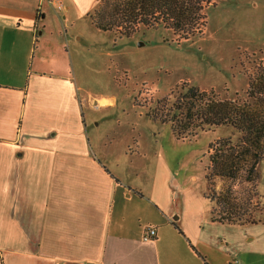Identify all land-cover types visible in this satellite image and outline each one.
Listing matches in <instances>:
<instances>
[{
	"label": "crops",
	"instance_id": "1",
	"mask_svg": "<svg viewBox=\"0 0 264 264\" xmlns=\"http://www.w3.org/2000/svg\"><path fill=\"white\" fill-rule=\"evenodd\" d=\"M86 1L0 0V264H264L263 223L213 222L161 148L90 133L114 99L78 84L54 26Z\"/></svg>",
	"mask_w": 264,
	"mask_h": 264
},
{
	"label": "rangeland",
	"instance_id": "2",
	"mask_svg": "<svg viewBox=\"0 0 264 264\" xmlns=\"http://www.w3.org/2000/svg\"><path fill=\"white\" fill-rule=\"evenodd\" d=\"M90 1L78 6L74 16L69 11L66 36L54 12V26L62 30V34L55 31L61 45L75 49L72 64L78 84L96 95L114 99V104L106 108L86 110L90 133L118 142L139 140L142 149H156L154 156L161 148V170L173 177L176 188L185 189L192 198L198 196L212 212L214 208L205 198L211 186L206 180L213 153L208 152L209 146L221 138L237 137V131L225 125L177 140L169 124L153 121L147 112L184 83L214 92L220 100L239 101L245 99L251 82L256 88L262 86L264 0L202 2L198 16L203 19L188 39L164 26L142 27L130 37L101 31L89 17L100 0ZM89 100L93 104V98ZM259 174L258 195L253 185L243 184L235 186V196L253 212L251 220L263 222L264 161ZM143 181L139 187L147 188L149 181ZM214 186L221 192L224 181L217 178Z\"/></svg>",
	"mask_w": 264,
	"mask_h": 264
},
{
	"label": "trees",
	"instance_id": "3",
	"mask_svg": "<svg viewBox=\"0 0 264 264\" xmlns=\"http://www.w3.org/2000/svg\"><path fill=\"white\" fill-rule=\"evenodd\" d=\"M204 1L212 0H100L89 17L97 29L122 37H130L142 27L164 26L188 39L195 35V25L203 19L198 12ZM262 81L259 88L251 82L250 91L240 101L220 100L214 92L184 83L147 112L153 121L169 124L177 140L225 125L237 131V137L221 138L209 146L208 152L213 153L206 180L211 186L205 198L214 208L213 222L264 224L251 220L253 212L235 196V186L243 184L253 185L258 195L259 167L264 161V76ZM217 178L224 181L221 192L214 186Z\"/></svg>",
	"mask_w": 264,
	"mask_h": 264
},
{
	"label": "built area",
	"instance_id": "4",
	"mask_svg": "<svg viewBox=\"0 0 264 264\" xmlns=\"http://www.w3.org/2000/svg\"><path fill=\"white\" fill-rule=\"evenodd\" d=\"M47 2L55 7L56 10L62 11L65 9L64 0H42V2ZM157 235V231L153 228H149L147 234L144 236V241H149ZM236 264H240L238 261Z\"/></svg>",
	"mask_w": 264,
	"mask_h": 264
},
{
	"label": "bare ground",
	"instance_id": "5",
	"mask_svg": "<svg viewBox=\"0 0 264 264\" xmlns=\"http://www.w3.org/2000/svg\"><path fill=\"white\" fill-rule=\"evenodd\" d=\"M106 102H104V100L103 101H100V102H98V104L99 105H103V104H105ZM107 105V104H106Z\"/></svg>",
	"mask_w": 264,
	"mask_h": 264
}]
</instances>
